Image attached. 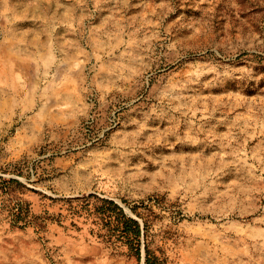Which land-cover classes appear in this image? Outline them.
<instances>
[{
  "label": "rangeland",
  "instance_id": "rangeland-1",
  "mask_svg": "<svg viewBox=\"0 0 264 264\" xmlns=\"http://www.w3.org/2000/svg\"><path fill=\"white\" fill-rule=\"evenodd\" d=\"M0 176L151 205L168 264H264V0H0ZM2 198L0 264H144Z\"/></svg>",
  "mask_w": 264,
  "mask_h": 264
},
{
  "label": "trees",
  "instance_id": "trees-1",
  "mask_svg": "<svg viewBox=\"0 0 264 264\" xmlns=\"http://www.w3.org/2000/svg\"><path fill=\"white\" fill-rule=\"evenodd\" d=\"M0 179V191L3 195L1 210H7V218L13 227L26 228L31 225L37 231H43L49 220L62 222L63 217H69L75 222L76 219L84 217L87 221L92 219L96 225L91 232L115 250L126 247L129 255L139 261L144 259V264H168L165 251L156 247L151 237V216L155 214L151 205L142 201V204L130 205L129 212L114 198L90 192L59 199L62 202L61 208L67 210L66 214L62 211L51 213L47 209L35 213L30 203L17 195L12 186L14 183L23 185L18 178L5 179L0 176Z\"/></svg>",
  "mask_w": 264,
  "mask_h": 264
}]
</instances>
